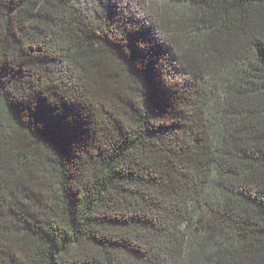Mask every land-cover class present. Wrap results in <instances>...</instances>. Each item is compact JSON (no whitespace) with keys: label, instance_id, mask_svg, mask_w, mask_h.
I'll list each match as a JSON object with an SVG mask.
<instances>
[{"label":"trees","instance_id":"16d2710c","mask_svg":"<svg viewBox=\"0 0 264 264\" xmlns=\"http://www.w3.org/2000/svg\"><path fill=\"white\" fill-rule=\"evenodd\" d=\"M0 264H264V0H0Z\"/></svg>","mask_w":264,"mask_h":264},{"label":"snow or ice","instance_id":"6c2138e0","mask_svg":"<svg viewBox=\"0 0 264 264\" xmlns=\"http://www.w3.org/2000/svg\"><path fill=\"white\" fill-rule=\"evenodd\" d=\"M0 87H3V85H2V84H0Z\"/></svg>","mask_w":264,"mask_h":264}]
</instances>
